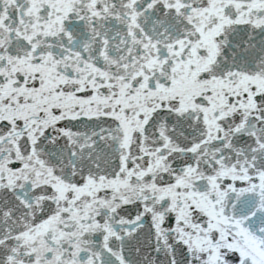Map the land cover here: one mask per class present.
Returning <instances> with one entry per match:
<instances>
[{"label":"snow or ice","instance_id":"snow-or-ice-1","mask_svg":"<svg viewBox=\"0 0 264 264\" xmlns=\"http://www.w3.org/2000/svg\"><path fill=\"white\" fill-rule=\"evenodd\" d=\"M0 264H264V0H0Z\"/></svg>","mask_w":264,"mask_h":264}]
</instances>
